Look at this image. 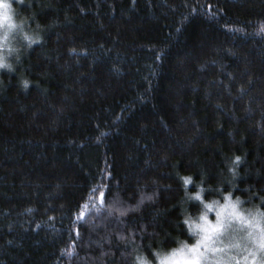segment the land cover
Returning a JSON list of instances; mask_svg holds the SVG:
<instances>
[{
    "label": "trees",
    "instance_id": "16d2710c",
    "mask_svg": "<svg viewBox=\"0 0 264 264\" xmlns=\"http://www.w3.org/2000/svg\"><path fill=\"white\" fill-rule=\"evenodd\" d=\"M11 3L0 264H158L204 203L264 212V0Z\"/></svg>",
    "mask_w": 264,
    "mask_h": 264
},
{
    "label": "snow or ice",
    "instance_id": "6c2138e0",
    "mask_svg": "<svg viewBox=\"0 0 264 264\" xmlns=\"http://www.w3.org/2000/svg\"><path fill=\"white\" fill-rule=\"evenodd\" d=\"M0 9H2V11H0V28L4 29V35L0 38L3 40V44H0V47H5L8 44V34L17 28L23 32V27L27 24V20H22L20 24L15 23L8 10V2H4V0H0ZM37 27L39 28L40 25L37 24ZM260 32H264V24L260 26ZM25 39L29 41V47H31L32 44H35L40 40V37L37 35L33 38L25 33ZM72 51L75 52V49H72ZM0 68L11 70L12 66L11 64L6 63L3 57H0ZM28 83L27 80L23 81L25 88L28 87ZM240 162L241 157L238 155L235 156L234 160L231 162L229 170L233 175H235L236 166ZM184 180L185 183L192 182L191 177H185ZM203 191L204 189L201 188L200 192ZM200 192L195 194L194 199L203 203V197L200 195ZM257 198L261 200L262 204H264V197ZM189 199H193V197L189 196ZM145 200H153V195L145 196L141 194L140 201L133 210L138 211L140 205L143 204ZM240 203L239 198L232 201L229 194L226 203L220 205L219 210L216 211L214 223L209 220L208 212L213 211L214 204H218V202L214 201L212 204L204 203L205 211L199 217V220L201 221L200 223L192 220L191 217H188L185 220V223L189 225L192 233L199 237L196 240V243L189 246L182 242L180 249L173 250L170 256H164L161 253H157L156 255L159 257L161 264H230V259H225V256L227 255L226 249L240 248L241 242L243 241L252 243L255 246L256 251L248 249L247 244H245L244 247V250L250 251L253 260L255 261L257 252L264 253V212L257 208L254 211L249 210L248 215L246 216L238 207ZM118 204H120V201L117 198L114 201V210L119 211L120 215H124L127 209L116 208L115 205ZM234 222L246 226L247 229L246 234L243 237H240L239 240H236V237L239 235L240 229L235 227ZM221 237H225L229 242L225 244ZM233 241L236 242L233 243ZM218 245H223V247ZM201 249H203V251ZM219 253H224L225 255H217ZM141 264H147V262L141 260ZM260 264H264V257L261 258Z\"/></svg>",
    "mask_w": 264,
    "mask_h": 264
},
{
    "label": "rangeland",
    "instance_id": "374dc122",
    "mask_svg": "<svg viewBox=\"0 0 264 264\" xmlns=\"http://www.w3.org/2000/svg\"><path fill=\"white\" fill-rule=\"evenodd\" d=\"M4 2H9V0H4ZM0 11H2V9H0ZM11 15H12L13 21L15 23H17L16 19L14 18V13H12ZM17 30H18V28L14 29L12 32H10L8 34V43L11 41L12 37L15 36V33L17 32ZM3 35H4V29L0 28V38H2ZM0 44H3V40L2 39H0ZM2 48L3 47H0V50ZM1 56H3V52H0V57ZM217 210H219V206H218V208H213V211H210V212H213L214 215H215L213 218L209 217V220H211L213 223L215 222V217H216V211ZM244 214L247 216V213H244ZM234 225H235L236 228L240 229L239 235L236 237V240H239L240 237H243L246 234L247 229H246V226H242L238 222H234ZM198 238L199 237L197 236V239ZM221 239L224 240L225 244H227L229 242L228 239H226L225 237H221ZM235 242L236 241H233V243H235ZM245 244H247V248L250 249L251 251H256V248H255V246L252 243H248L247 241H243V242H241L240 248H229V249H226L227 255L225 256V259H230V264H234V261L236 259L237 260L240 259V261H238L237 264H247V262H245V260H247V259H248L249 262H251L249 264H260V260H261L262 257H264V253L257 252L256 259L254 261L252 255L250 254V251L244 250ZM218 246L223 247V245H218ZM201 250L203 251V249H201ZM234 253L237 255V257L236 256L234 257ZM171 254H172V252L170 254L166 255V256H170ZM217 255H225V254L224 253H219ZM232 260H234V261H232ZM158 264H161L160 259H159Z\"/></svg>",
    "mask_w": 264,
    "mask_h": 264
},
{
    "label": "clouds",
    "instance_id": "9594fccd",
    "mask_svg": "<svg viewBox=\"0 0 264 264\" xmlns=\"http://www.w3.org/2000/svg\"><path fill=\"white\" fill-rule=\"evenodd\" d=\"M8 5H9V12L12 14V13H14V9H13V6H12V3H11V0H9V2H8Z\"/></svg>",
    "mask_w": 264,
    "mask_h": 264
}]
</instances>
